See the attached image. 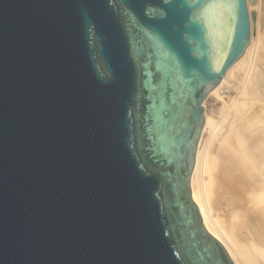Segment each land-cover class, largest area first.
I'll use <instances>...</instances> for the list:
<instances>
[{
  "label": "water",
  "instance_id": "95a60500",
  "mask_svg": "<svg viewBox=\"0 0 264 264\" xmlns=\"http://www.w3.org/2000/svg\"><path fill=\"white\" fill-rule=\"evenodd\" d=\"M248 1L0 0V264H235L191 179Z\"/></svg>",
  "mask_w": 264,
  "mask_h": 264
},
{
  "label": "bare ground",
  "instance_id": "6f19581e",
  "mask_svg": "<svg viewBox=\"0 0 264 264\" xmlns=\"http://www.w3.org/2000/svg\"><path fill=\"white\" fill-rule=\"evenodd\" d=\"M248 7L250 43L204 102L191 188L234 263L264 264V0Z\"/></svg>",
  "mask_w": 264,
  "mask_h": 264
},
{
  "label": "snow or ice",
  "instance_id": "6c2138e0",
  "mask_svg": "<svg viewBox=\"0 0 264 264\" xmlns=\"http://www.w3.org/2000/svg\"><path fill=\"white\" fill-rule=\"evenodd\" d=\"M139 0H124V7L127 11L134 13L138 7ZM170 8H174V5H170ZM180 7L184 8L185 11V19L188 20V23L192 26H195L197 21L200 18V9L204 7L199 0H190V2L186 4L180 5ZM210 7L215 8H230L234 7V5L229 3H217L211 5ZM190 13V19L188 18V14ZM169 18L174 19L171 12L169 13ZM168 30V26L166 23H161L155 29V33L153 36V41L157 47L161 49V51H165L167 49L168 40L165 38V33Z\"/></svg>",
  "mask_w": 264,
  "mask_h": 264
},
{
  "label": "rangeland",
  "instance_id": "374dc122",
  "mask_svg": "<svg viewBox=\"0 0 264 264\" xmlns=\"http://www.w3.org/2000/svg\"><path fill=\"white\" fill-rule=\"evenodd\" d=\"M250 16H251V14H250ZM251 22H252V17H251ZM224 96H227V95L225 94ZM226 99L228 100L227 97H226ZM211 105H212V102L211 101H208V106L211 107Z\"/></svg>",
  "mask_w": 264,
  "mask_h": 264
}]
</instances>
